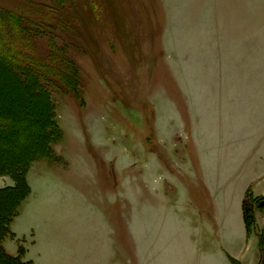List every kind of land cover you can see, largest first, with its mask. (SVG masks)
Returning <instances> with one entry per match:
<instances>
[{
    "label": "rangeland",
    "instance_id": "rangeland-1",
    "mask_svg": "<svg viewBox=\"0 0 264 264\" xmlns=\"http://www.w3.org/2000/svg\"><path fill=\"white\" fill-rule=\"evenodd\" d=\"M217 10L215 0H0V12L29 24L25 55L57 79L51 99L62 131L55 155L26 167L31 194L4 247L22 248L32 264H264L258 185L237 198L236 249L245 243L254 262L236 253L225 261L206 218L220 177L239 181L248 170L235 169L236 157L264 156V105L243 93L246 81L258 90L264 78L229 76L236 66L264 74V15H243L236 32L245 34L220 53ZM59 56L68 70L55 71ZM1 63L0 112L19 111L28 85ZM8 141L0 133L1 157H11ZM14 185L0 172V189ZM228 228L217 224L220 236Z\"/></svg>",
    "mask_w": 264,
    "mask_h": 264
},
{
    "label": "trees",
    "instance_id": "trees-1",
    "mask_svg": "<svg viewBox=\"0 0 264 264\" xmlns=\"http://www.w3.org/2000/svg\"><path fill=\"white\" fill-rule=\"evenodd\" d=\"M24 22L22 17L17 18L13 13L0 12V42L4 48L0 49V63H3L7 71H13L18 78L17 84L25 83V87L28 85L29 99L26 105L19 107V111L14 110L16 105H13L14 109L11 111L0 112V133L9 138L5 152L11 154V157L7 158L0 156V172L9 175L15 182L13 187L0 189V264H32V261L23 259L22 248L16 256L8 254L4 242L7 238H15L11 224L18 216L22 203L31 194V188L25 178L26 167L33 161L53 157V144L57 143L60 133L62 134L55 124V107L51 99V88L55 87L54 82L57 79L39 61H30L25 55L23 48L26 44L22 39L25 34L26 37L29 35V24ZM5 60L13 66H6ZM65 62L67 63L61 56L55 58V71L68 70ZM71 74L73 80H77L76 71ZM15 135H22L24 142L14 140ZM28 146L32 147L29 153ZM243 212L246 215V211ZM245 221L248 226L246 218ZM259 237L262 246V237Z\"/></svg>",
    "mask_w": 264,
    "mask_h": 264
},
{
    "label": "crops",
    "instance_id": "crops-1",
    "mask_svg": "<svg viewBox=\"0 0 264 264\" xmlns=\"http://www.w3.org/2000/svg\"><path fill=\"white\" fill-rule=\"evenodd\" d=\"M215 1H216V8L218 9L215 15V19H214L215 25H213L215 37L217 39V40L215 39V44L221 53V52H224L226 49L222 47L233 43L231 39H228V38L231 37L233 39L235 37L234 34L236 35L239 34L236 32L237 24L239 23H236V22L243 21L242 19L243 15L245 17L246 15L249 16L250 20H251V17L254 15H257V16L264 15V7H260L259 5V2H261L263 5L264 0H256V1L246 0V2L244 3L245 5L244 6L240 5L239 8L236 5L237 0H215ZM246 23H245V26L247 25ZM250 28H251L250 36H252L253 35L252 33L254 32V25L251 24ZM244 34L245 32L242 31L239 35H244ZM246 36L248 37V35ZM244 59H245L244 57L241 58V61H243ZM238 61L241 62L240 60ZM246 66L247 64H245V67ZM205 75H206L205 73L201 74L202 78H204ZM229 76L232 78L240 77L241 79L245 78L249 80H253V78L255 77L261 78V79L264 78V74L259 73L257 75H253L252 71L251 72L248 71V67L246 69L243 66L234 67L232 70V73L229 74ZM210 77L220 79V77H223V75H221L220 73L218 74L214 73L212 74V76L208 75V78ZM246 83H247V86H249V88H245V90H243V93L247 92V95H251V93L255 94V96H257L255 98L256 101H260L263 107L264 87L258 88L257 90V88H252L251 82L246 81ZM259 117L260 115H257V118L259 120L261 121L264 120V115H263V118L261 119ZM256 121L258 120L255 119L254 126L259 130V127L261 126L258 125ZM262 133L263 134H261V138H264V132ZM239 156H242V155H239ZM239 156L236 157L237 166H235L236 167L235 169L238 168L237 171L240 170L241 173H244L242 169L245 168L246 166V168H248L247 172H245V175L239 181L235 179L236 176L233 177L232 179L228 178L227 177L228 174L226 175V177H220L219 188L217 190H215V188L213 190L210 189L209 191L210 193L208 196L209 198H212L211 203L214 206H216V210L214 211L208 208L206 212V218L208 222L210 223L211 235L212 237H215L217 251L225 259V261L228 262L229 255L233 256L236 253L237 255L242 256V258L246 255L244 257L245 262L251 263L255 261V258H254L255 253L252 251H251V254L249 252L247 253L248 246L245 243L240 246L239 250L236 249L239 247V244L241 243V240H242L241 239L242 229H240L239 227V230H238V226H237V222L239 223L238 214H240L237 198L240 193H242L241 197H243V195H245L248 188H250L251 186L258 185L257 191L259 194H261L264 191V156L260 157L261 156L260 153L258 154L252 153V155H248L244 157L245 159L244 162H238V160L243 158ZM201 158H204V157H201ZM247 180H249V182ZM224 181L226 182L224 183ZM243 185H246V187L244 188V191L242 190ZM241 199L242 198L239 199V202H241ZM222 222L227 223L229 228L223 232V236H220L218 234L217 224L222 223ZM232 223L234 225H232ZM223 239H225V241L226 239H229V242H227L226 244L225 241H222ZM5 249L11 255L17 254V252L13 253L14 251H9L6 246H5ZM250 259L251 261H249ZM26 260L34 262V260L30 258V255L26 258Z\"/></svg>",
    "mask_w": 264,
    "mask_h": 264
}]
</instances>
